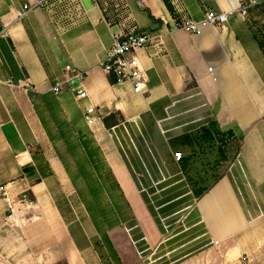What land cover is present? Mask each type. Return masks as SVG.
I'll use <instances>...</instances> for the list:
<instances>
[{
	"label": "crops",
	"instance_id": "0c3cea01",
	"mask_svg": "<svg viewBox=\"0 0 264 264\" xmlns=\"http://www.w3.org/2000/svg\"><path fill=\"white\" fill-rule=\"evenodd\" d=\"M30 1L0 0V264H109L100 234L49 137L46 123L53 122L54 113L48 97L57 100L56 114L90 128L121 184L132 175L111 130L117 135L124 126L131 137L128 127L135 133L134 126H141L150 149L161 154L158 148H164L167 155L174 133L190 131L174 124V108L195 103L190 120L242 131L238 165L183 208L199 245L193 252L202 250L200 255L176 260L264 264V57L247 22L250 12L264 14V0H240L241 6L254 2L246 18L238 19L236 11L224 26H208L197 35L177 28L176 21L200 20L209 9L227 11L230 0H52L16 20L17 10ZM116 31L165 34L166 48L158 55L149 49L137 52L148 78L144 93H135L129 82L111 81L101 67ZM67 65L82 77L56 95L52 88L68 73ZM78 89L86 96H78ZM30 92L39 98L32 99ZM90 107L94 122L88 125L84 115ZM112 112H120L124 122L107 129L103 117ZM161 163L168 171L170 164ZM176 163L182 170L172 176L180 182L193 168ZM26 166L43 174L27 177ZM135 215L138 223L130 229L140 227L145 239L162 233L152 213L154 233Z\"/></svg>",
	"mask_w": 264,
	"mask_h": 264
},
{
	"label": "rangeland",
	"instance_id": "374dc122",
	"mask_svg": "<svg viewBox=\"0 0 264 264\" xmlns=\"http://www.w3.org/2000/svg\"><path fill=\"white\" fill-rule=\"evenodd\" d=\"M247 22L253 34L257 35L259 40L264 41V14L259 11L250 12ZM260 50L264 57V46ZM193 104L195 105V103H190L188 106L174 108L172 118L174 124H184L181 129H189L190 131L187 133L190 134L197 133L203 126H209V123L200 125L202 121H192L193 114L197 112ZM128 129L131 137L124 126L120 131L117 129V135L113 130L111 132L132 175L129 178L130 180L122 179L123 185L116 176L130 208L126 210L125 218L121 217V222H115L116 226H111L113 224L110 225L108 222H102V229H106L122 264H177L176 259L178 258H195L200 255L198 253L202 250L193 252L199 245L196 241H193V230L188 227L187 219L184 218L188 210L183 208L185 205L194 202L193 196L196 188H200L205 184L210 185L227 172L231 165H238L239 138L235 136L220 142L222 153H219L216 147L205 148L197 144L195 153L191 155L190 166L193 171L189 175L185 173V180L177 182L178 177L176 175L172 176V174L182 169L177 166L176 162L179 161L173 159L174 153L181 151L182 154L187 156L191 154L190 146L181 142V137L186 132L179 133V135L174 133V136L169 139V145L165 147V151H168V154L165 155L162 153L164 148H158L161 154H157L153 147H151L152 150L150 149L148 138L141 126H134L136 135L130 127ZM122 135L125 136L126 140ZM154 139L158 141V136L155 135ZM162 160L165 163L171 162V165L167 166L168 171L163 167ZM157 162L160 163L161 170L157 167ZM153 165L158 168L157 174L161 182H158V178L155 176L156 171L153 170ZM120 173L126 174L124 171L119 170L118 174ZM184 175L180 173L179 177ZM193 181L195 182L193 183ZM185 192L189 193L178 197ZM145 198H148L150 204L154 206L156 214L162 216L160 222L164 230H161L162 233L155 234L154 239H145L147 234L145 235L140 227L130 229L131 226L138 223L135 215L137 214L142 221L148 222L150 231L156 232V226L151 222V211ZM167 200H171L170 202L173 203H171L172 206L170 205L169 210L164 212L163 209L165 210L166 207L161 209L160 205ZM163 213H168L170 216L165 218L164 215L166 214L163 215ZM152 226L154 230L151 229ZM110 264H114L113 260H110Z\"/></svg>",
	"mask_w": 264,
	"mask_h": 264
},
{
	"label": "trees",
	"instance_id": "16d2710c",
	"mask_svg": "<svg viewBox=\"0 0 264 264\" xmlns=\"http://www.w3.org/2000/svg\"><path fill=\"white\" fill-rule=\"evenodd\" d=\"M255 37L261 49V47L264 46V41L259 40L257 35H255ZM111 81L115 82L113 77H111ZM30 95L34 100L39 98L37 93L30 92ZM46 103L49 111L54 113L52 116L53 122L46 123L49 137L54 143L58 155L79 197L84 203L100 234L102 244L108 252V262L110 264V260H113L114 264H122L121 258L114 248L106 229H102V222H108L110 225L113 224L111 226H116L117 224H115V222H121V217L125 218L124 214L126 210L130 208V204L125 197L122 187L90 128L87 126H80L76 122L68 121L63 116L56 114L58 112L54 107L57 103L55 98L48 97ZM123 122L124 117L120 112H112L103 117V123L107 129H116L121 126ZM235 136H237L239 140H242V131L235 127L223 130L216 121L209 122V126H203V128L195 134L185 133L181 137V142L190 146L191 154H188L190 156L183 154L178 164L182 168L188 169L192 158L191 155L195 153L194 151L197 144L205 148L216 147L218 152L222 153L223 150L219 143ZM166 163L171 165L169 161ZM187 172L188 175L191 173V171ZM25 173L27 177H32L37 173L43 174L41 170L38 172L33 166H26ZM40 180V178H37L34 181ZM208 189L209 185L200 186V188L195 189L194 195L200 197ZM28 193L30 199H34L32 192L28 191ZM145 201L160 226V230H164L160 222L162 216L156 214L154 206L150 204L148 198H145ZM170 201L171 200H167L161 203V205H163H160L161 209L166 207L165 210L163 209L164 212H167L169 207L172 206L171 203L173 202ZM163 215L165 218L170 216L168 213H163Z\"/></svg>",
	"mask_w": 264,
	"mask_h": 264
},
{
	"label": "built area",
	"instance_id": "2783aa9c",
	"mask_svg": "<svg viewBox=\"0 0 264 264\" xmlns=\"http://www.w3.org/2000/svg\"><path fill=\"white\" fill-rule=\"evenodd\" d=\"M51 2L52 0H33L25 3L22 8L17 10L16 20H22L33 10L45 8L49 6ZM253 3L254 2L251 1L247 4H243L238 10L239 16L242 14L243 18H246ZM233 13L234 12L229 13L228 11L209 9L200 20H195L192 17L178 19L176 21V27L192 35H197L208 26H224L228 23ZM112 39L113 43L111 47L106 50V56L100 63L101 67L114 78L116 83L129 82L135 93H144L148 78L137 56V52L141 49H149L153 55H158L166 48L165 34L162 31H116L112 33ZM65 69L68 73L63 79L58 80L52 88V91L56 95L60 93L61 88L65 84L72 86L73 79L82 77V73L77 72L70 65H67ZM209 71L212 72L213 67H209ZM70 72L74 73L70 74ZM74 89H77V87ZM86 94L84 89L77 90L78 96L84 97ZM93 112L94 107H90L84 115L88 125L94 122V118L91 116ZM182 157L183 154L181 151H176L174 153L176 161H180Z\"/></svg>",
	"mask_w": 264,
	"mask_h": 264
},
{
	"label": "clouds",
	"instance_id": "9594fccd",
	"mask_svg": "<svg viewBox=\"0 0 264 264\" xmlns=\"http://www.w3.org/2000/svg\"><path fill=\"white\" fill-rule=\"evenodd\" d=\"M230 2H231V7H229L228 9H227V11L229 12V13H231V12H236V11H238L240 8H241V2H240V0H230ZM238 19H243V15L241 14L239 17H238Z\"/></svg>",
	"mask_w": 264,
	"mask_h": 264
},
{
	"label": "water",
	"instance_id": "95a60500",
	"mask_svg": "<svg viewBox=\"0 0 264 264\" xmlns=\"http://www.w3.org/2000/svg\"><path fill=\"white\" fill-rule=\"evenodd\" d=\"M72 84L75 86V85H77L78 84V80L77 79H73L72 80Z\"/></svg>",
	"mask_w": 264,
	"mask_h": 264
}]
</instances>
